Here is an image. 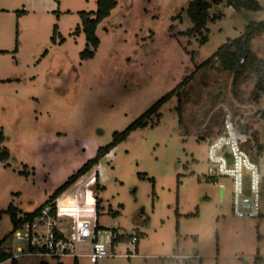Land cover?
Returning a JSON list of instances; mask_svg holds the SVG:
<instances>
[{"label": "rangeland", "instance_id": "1", "mask_svg": "<svg viewBox=\"0 0 264 264\" xmlns=\"http://www.w3.org/2000/svg\"><path fill=\"white\" fill-rule=\"evenodd\" d=\"M192 1L116 0L97 26L93 58L82 60L87 44L75 30L80 13L95 12L96 0H58L57 7L51 1L52 9L41 1L0 0V150L8 152L0 161V237L12 232L9 208L18 217L39 208L115 133L193 73L161 106L158 120L131 132L58 199L67 211L69 192L82 190L89 205V190L101 187L98 225L135 235L136 246L121 243L114 252L137 256L19 257L2 264H264V152L257 157L260 215L247 222L232 215L231 182L209 176L206 153L227 112L251 146L264 148V98L255 93L252 73L233 85L232 74L214 62L195 70L248 22L264 21V0H254L256 12L204 0L218 18L207 23L203 45L198 35L185 34ZM250 50L264 58V34L251 40ZM220 91L226 102L214 96ZM10 249L13 255L26 244L12 239Z\"/></svg>", "mask_w": 264, "mask_h": 264}, {"label": "built area", "instance_id": "2", "mask_svg": "<svg viewBox=\"0 0 264 264\" xmlns=\"http://www.w3.org/2000/svg\"><path fill=\"white\" fill-rule=\"evenodd\" d=\"M242 63L243 60H240ZM251 140V136L239 128L238 119L227 112L223 116L219 134L209 140L206 152L209 176L212 179L230 180L231 213L244 222L260 215L263 191V175L258 166L256 147L251 146ZM226 155L230 156V162ZM220 192L223 198V186H220ZM86 196L83 199L85 210L77 211L70 203L67 211H60L57 199L52 204L44 205L30 221L12 230L10 235L0 237V264L19 257L59 261L82 256L96 260L107 255L114 256L111 249L120 235L113 231L114 228L101 227L96 230L95 201L93 199L91 204H86ZM12 239L24 242L25 251L17 249L11 255ZM128 242L136 246V236H131ZM130 256H135V252ZM2 257H6V260H2Z\"/></svg>", "mask_w": 264, "mask_h": 264}, {"label": "trees", "instance_id": "3", "mask_svg": "<svg viewBox=\"0 0 264 264\" xmlns=\"http://www.w3.org/2000/svg\"><path fill=\"white\" fill-rule=\"evenodd\" d=\"M58 5V0H53ZM212 4L219 5L221 0H211ZM227 7H231L234 11H246V12H256L260 10L259 5L254 0H226ZM116 0H96V10L91 13H80L81 29L77 28L75 34H79L80 30L84 34L87 48L81 53L82 60H88L93 58L94 52L99 45V40L95 35L97 26L109 16L110 12L116 7ZM211 5L204 0H193L186 7V15L190 21L192 28L190 31L186 32L187 36L198 35L200 37L199 44L203 45L207 37L203 35L207 31L206 25L212 20L208 14ZM264 34V21L262 22H248L244 27L242 35L234 40L227 41L225 44L220 46L215 53L203 62L201 65L196 66L195 70L199 71L201 69L211 66L214 62L217 64L218 68L224 72L232 74V83L236 84L245 74L252 73L255 76V93L259 97L264 98V58H259L255 53L250 50L251 40L257 35ZM54 37H52V42H54ZM62 43L61 41L59 42ZM240 60L243 63L240 64ZM193 75V73H192ZM192 75L190 77H192ZM184 79V81L178 85L174 90L159 99L154 105L149 108L142 116H140L135 122L129 125L123 132L115 133L112 142L105 147L99 148L95 156L85 163L74 175H72L61 187H59L49 199L42 204L39 208L35 209L33 212L24 214L21 217L17 216V212L14 208H9L7 212L10 215V220L12 222V230L21 227L24 223L30 221L39 210L47 204H52L56 201L65 191H67L72 185H74L81 177L87 175L95 166L98 164L99 160L103 158L107 153H109L116 145L123 142L128 135L138 128H143L148 125L147 120L151 117L159 119L160 114H158L159 109L165 103H167L175 90L186 83L189 78ZM179 112V109H178ZM180 115V112H179ZM180 121V119H179ZM220 130H213V136L218 135ZM1 140V137H0ZM258 157L264 152V148L256 147ZM8 159V152L6 149L0 150V161H6ZM97 175L94 172V182L96 184ZM98 188V189H97ZM93 189L94 197V210L96 216V230H100L101 227L98 225L99 209L101 205V200L99 199V192L102 190L101 187ZM263 190V186H262ZM131 236H119L113 243H125L130 240ZM137 245V244H136ZM2 260H6V257H2Z\"/></svg>", "mask_w": 264, "mask_h": 264}, {"label": "crops", "instance_id": "4", "mask_svg": "<svg viewBox=\"0 0 264 264\" xmlns=\"http://www.w3.org/2000/svg\"><path fill=\"white\" fill-rule=\"evenodd\" d=\"M28 1H30V0H28ZM33 3H36L37 1H41L42 3H45L46 4V7H48L49 9L51 8H53V3L56 5V7H57V4L53 1V0H31ZM53 3H52V2ZM258 4V3H257ZM212 7V6H211ZM211 7H210V9H209V11H211ZM260 7V6H259ZM261 9V8H260ZM209 11H208V13H209ZM24 13H26L24 10H22L21 11V14L23 15ZM210 16V15H209ZM18 17H20V16H18ZM216 18H218V17H216V16H210V19H212V20H210V21H213L214 19H216ZM244 31V30H243ZM242 35V34H241ZM240 35V36H241ZM239 36V37H240ZM94 183V182H93ZM92 182L91 183H88L89 185H87V186H92V184H93ZM94 185V184H93ZM75 186V184L74 185H72L67 191H65L58 199H60V198H62L64 195H65V193H67L69 190H71L73 187ZM70 194H72V196H73V198H72V196H69L68 195V197L70 198V200L72 201V203H73V208H75V210H79V209H81L82 210V208H83V206H82V208L80 207V205H79V202L80 201H82L83 199H84V197H85V194H87V191H85L84 193L82 192V190H76V191H70L69 192ZM68 193V194H69ZM89 194H90V196H91V198L92 199H94V197H93V188L91 189V190H89ZM75 196V197H74ZM83 202V201H82ZM78 204V205H77ZM83 205V204H82ZM84 210V209H83ZM98 221V220H97ZM103 228V227H102ZM119 244L118 243H114L113 244V246H112V249H111V253L114 255V256H110V255H107V256H105V257H102V258H99L98 260H102V259H113V258H116V257H123V256H118V255H116L115 254V252H114V249L118 246ZM137 249V248H136ZM137 253V252H136ZM137 255H135V256H125L124 255V257H127L126 259H131V258H133V257H136ZM123 257V258H124Z\"/></svg>", "mask_w": 264, "mask_h": 264}, {"label": "water", "instance_id": "5", "mask_svg": "<svg viewBox=\"0 0 264 264\" xmlns=\"http://www.w3.org/2000/svg\"><path fill=\"white\" fill-rule=\"evenodd\" d=\"M217 95H221L223 98H221L224 102H226V99H225V94L222 92V91H220V92H218V93H216V94H214V96H217ZM214 96H210L209 97V105H211L212 103H213V99L215 98ZM215 100V99H214ZM216 100H218V99H216ZM193 121H195V117H193ZM223 152H224V150H223ZM227 156V159L229 160V162H230V156L229 155H226ZM221 193V192H220ZM221 197H222V195H220Z\"/></svg>", "mask_w": 264, "mask_h": 264}]
</instances>
